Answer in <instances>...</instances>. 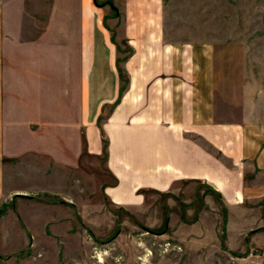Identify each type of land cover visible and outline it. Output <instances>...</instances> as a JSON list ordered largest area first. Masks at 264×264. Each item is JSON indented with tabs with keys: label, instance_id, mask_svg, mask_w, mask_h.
I'll return each instance as SVG.
<instances>
[{
	"label": "crops",
	"instance_id": "obj_1",
	"mask_svg": "<svg viewBox=\"0 0 264 264\" xmlns=\"http://www.w3.org/2000/svg\"><path fill=\"white\" fill-rule=\"evenodd\" d=\"M163 9V0H78L72 32L65 15L56 28L8 32L0 4V261L39 244L37 199L50 195V160L65 166L67 149L78 151L75 162L105 154L104 195L120 207L184 182L212 188L229 209L264 199V117L245 109L240 120L220 118L212 47L168 42ZM66 65L75 66L71 77ZM67 79L78 103L73 126Z\"/></svg>",
	"mask_w": 264,
	"mask_h": 264
},
{
	"label": "rangeland",
	"instance_id": "obj_2",
	"mask_svg": "<svg viewBox=\"0 0 264 264\" xmlns=\"http://www.w3.org/2000/svg\"><path fill=\"white\" fill-rule=\"evenodd\" d=\"M163 2L168 42L212 47L220 118L240 120L245 109L264 117V0ZM0 4L8 32L46 23L56 28L58 15H65L67 33L76 23L78 0H0ZM66 41L68 47V34ZM74 67L66 65L67 76ZM68 79L65 89L71 103L65 120L73 126L78 103ZM50 88L57 92L55 86ZM67 137L80 147L74 132L67 131ZM69 150L65 166L50 160L51 193L37 199L44 202L40 213L45 216L35 221L39 244L27 246L13 259L5 257L0 264H264V199L229 209L207 186L184 182L174 193L146 191L141 207H120L104 195L106 181L111 183L105 154L98 158L85 154L75 162L79 153ZM17 170L30 176L34 172L24 165ZM7 171L13 172L10 163ZM28 215L32 219L25 214L24 220Z\"/></svg>",
	"mask_w": 264,
	"mask_h": 264
},
{
	"label": "trees",
	"instance_id": "obj_3",
	"mask_svg": "<svg viewBox=\"0 0 264 264\" xmlns=\"http://www.w3.org/2000/svg\"><path fill=\"white\" fill-rule=\"evenodd\" d=\"M95 2H96V0H95ZM96 4L99 5V6L106 5V4H108V5H112V1L108 0V1L106 2V4H98V3L96 2ZM119 61H120V60H119ZM119 72H120V74H121V79L123 80V82L127 83V81H126V79H125V77H124L123 72H122L121 69H119ZM124 88H125V85H123V87H122V89H121V93L123 92ZM119 102H120V100H118L116 104H118ZM110 111H111V110H110ZM102 118H103V117H102ZM103 149H104V151H105V153H106V150H107V140H106L105 138H103ZM208 188H209L210 190H212L215 194H217V196H218L219 198H221V196H220L217 192H215L212 188H210V187H208ZM145 192H146V191H140L139 193H140V194H144ZM154 192H155V191H154ZM62 203H64V201H62Z\"/></svg>",
	"mask_w": 264,
	"mask_h": 264
},
{
	"label": "water",
	"instance_id": "obj_4",
	"mask_svg": "<svg viewBox=\"0 0 264 264\" xmlns=\"http://www.w3.org/2000/svg\"><path fill=\"white\" fill-rule=\"evenodd\" d=\"M19 196H22V195H19Z\"/></svg>",
	"mask_w": 264,
	"mask_h": 264
}]
</instances>
